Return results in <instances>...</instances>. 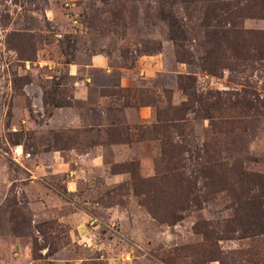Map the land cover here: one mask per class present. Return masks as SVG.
<instances>
[{
  "label": "rangeland",
  "instance_id": "374dc122",
  "mask_svg": "<svg viewBox=\"0 0 264 264\" xmlns=\"http://www.w3.org/2000/svg\"><path fill=\"white\" fill-rule=\"evenodd\" d=\"M206 5L0 0V264H219L193 225L220 231L232 199L197 186L200 204L183 200L152 128L185 100L179 75L192 76L199 93L246 89L264 99V61L216 76L199 67L210 47ZM167 14L182 30L180 48ZM238 22L264 31V19ZM236 62L224 55V65ZM186 118L188 146L199 145L210 120ZM238 119L221 135L222 157L264 174V116ZM216 246L224 264H245L225 254L246 240Z\"/></svg>",
  "mask_w": 264,
  "mask_h": 264
},
{
  "label": "trees",
  "instance_id": "16d2710c",
  "mask_svg": "<svg viewBox=\"0 0 264 264\" xmlns=\"http://www.w3.org/2000/svg\"><path fill=\"white\" fill-rule=\"evenodd\" d=\"M195 1L199 0H182L186 4ZM201 1L209 5L201 22L206 35L204 42L210 45L198 63L201 70L216 76L218 68L235 70L250 61H264V31L243 30L238 22L242 16L264 19V0H245L243 5L233 6L220 0ZM164 16L168 23L169 38L174 41L176 48H180L182 30L171 14ZM227 52L237 61L234 65H224ZM176 56L181 63H193L190 54L186 57L176 52ZM194 86L192 76L179 75L178 87L185 100L173 109V117L164 122L157 119L158 123L152 126L155 134L162 133V139L158 141L162 154L167 157V171L173 172L171 176L176 177L178 184L175 186L188 203L196 206L200 204L197 186L203 190L211 189L214 193L227 191L232 199V217L220 231L213 229L206 221L193 225L194 233L201 236L206 247L207 260L224 264L217 242L240 239L247 241V247L228 251L225 255L231 261L264 264V174L237 170L236 163L222 157L221 148L222 133L232 131L234 125L241 122L238 118L264 116V99H259L246 89L199 93ZM229 111L236 112V115H227ZM189 113L194 118L210 120L211 133L199 145L188 146L184 136L188 125L186 115ZM176 220L171 218L169 223Z\"/></svg>",
  "mask_w": 264,
  "mask_h": 264
},
{
  "label": "crops",
  "instance_id": "0c3cea01",
  "mask_svg": "<svg viewBox=\"0 0 264 264\" xmlns=\"http://www.w3.org/2000/svg\"><path fill=\"white\" fill-rule=\"evenodd\" d=\"M92 62V61H91Z\"/></svg>",
  "mask_w": 264,
  "mask_h": 264
}]
</instances>
